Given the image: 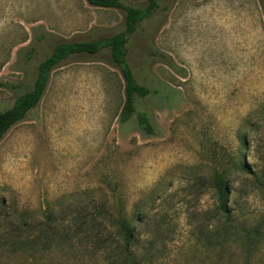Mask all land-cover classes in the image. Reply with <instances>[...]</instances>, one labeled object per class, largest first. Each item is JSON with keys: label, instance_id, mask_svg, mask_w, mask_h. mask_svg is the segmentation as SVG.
Returning <instances> with one entry per match:
<instances>
[{"label": "rangeland", "instance_id": "374dc122", "mask_svg": "<svg viewBox=\"0 0 264 264\" xmlns=\"http://www.w3.org/2000/svg\"><path fill=\"white\" fill-rule=\"evenodd\" d=\"M263 1L158 0L130 37L126 57L149 89L135 105L154 135L142 133L135 115L120 121L125 82L107 52L60 63L39 104L0 141V264H33L20 249L10 254L5 240L36 236L43 244L44 229L34 225L49 217L64 229L98 204L138 217L142 235L163 222L171 239L159 246L160 264L206 257L188 220L215 206V177L223 173L237 188L240 163L264 171ZM123 29L122 11L85 0H0V111L31 89L56 42ZM39 32L46 41H37ZM263 207L258 197L244 205ZM76 253L37 249V263L83 264Z\"/></svg>", "mask_w": 264, "mask_h": 264}, {"label": "trees", "instance_id": "16d2710c", "mask_svg": "<svg viewBox=\"0 0 264 264\" xmlns=\"http://www.w3.org/2000/svg\"><path fill=\"white\" fill-rule=\"evenodd\" d=\"M85 1L93 6L122 11L124 29L91 41L56 42L49 55L37 65L31 89L19 94L10 108L0 111V141L11 127L23 120L39 104L51 72L60 63L74 54H96L100 51L109 54L110 62L120 68L125 82V100L120 121L127 122L135 115L143 134H155V128L146 112H138L135 105L136 98L148 95L149 89L135 80L126 57L130 37L139 24L159 8L158 0H146L142 7L126 5L121 0ZM36 39L46 41L47 35L39 32ZM161 57L164 59V56ZM236 174L239 179L237 188L230 184L223 173L218 174L213 185L217 194L215 206L212 210L191 215L190 221L188 220V224L193 226L204 241L202 246L206 250V257L200 259L198 264H264V254L259 253V246L264 244V207L253 211L244 208L250 198L264 200V171H255L246 163H240ZM243 199L246 202L242 203ZM107 207L104 204L93 205L89 215L80 214L83 213L81 209L78 216L64 229L52 224L54 222L49 217L43 224L34 225V228L42 225L44 229L43 244L40 237L36 236L26 240L14 237L15 239L5 240L4 243L12 255L17 249L28 253V259L33 264H38L37 249L52 248L74 253L76 251L83 264H160L163 252L159 246L171 239L163 228L164 223H158L155 229L142 235L137 230V225L142 220L138 217L128 218L116 207L114 212L108 211ZM102 213L108 215L106 223L102 222ZM211 219L214 220V226L209 224Z\"/></svg>", "mask_w": 264, "mask_h": 264}]
</instances>
